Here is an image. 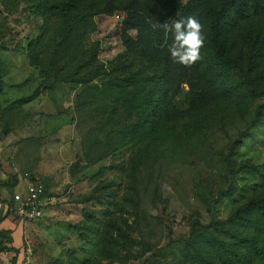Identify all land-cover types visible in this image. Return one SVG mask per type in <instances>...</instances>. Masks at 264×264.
Here are the masks:
<instances>
[{
	"label": "rangeland",
	"instance_id": "374dc122",
	"mask_svg": "<svg viewBox=\"0 0 264 264\" xmlns=\"http://www.w3.org/2000/svg\"><path fill=\"white\" fill-rule=\"evenodd\" d=\"M240 1L239 69L218 0H0V199L43 187L0 209V264H264V0ZM189 16L185 67L153 25Z\"/></svg>",
	"mask_w": 264,
	"mask_h": 264
},
{
	"label": "clouds",
	"instance_id": "9594fccd",
	"mask_svg": "<svg viewBox=\"0 0 264 264\" xmlns=\"http://www.w3.org/2000/svg\"><path fill=\"white\" fill-rule=\"evenodd\" d=\"M153 28L173 33L169 52L177 63L191 67L201 59V49L204 45L203 26L195 17L165 20L153 25Z\"/></svg>",
	"mask_w": 264,
	"mask_h": 264
},
{
	"label": "trees",
	"instance_id": "16d2710c",
	"mask_svg": "<svg viewBox=\"0 0 264 264\" xmlns=\"http://www.w3.org/2000/svg\"><path fill=\"white\" fill-rule=\"evenodd\" d=\"M201 2H203V0H189L187 9L189 11H194ZM236 3L238 4L237 6L241 8L243 4L242 1L236 0ZM227 11H228V6L226 3V0H218L217 7L213 10L211 14L210 23H209L208 39L211 44L212 52L215 58L219 62H222L224 64L233 65L234 67H237L240 69L241 67H240V64L238 63L237 58L229 54L226 50L225 39L228 33V24L226 20L229 17L227 15ZM33 95L34 93L31 95V98H33L32 97ZM0 200H7V198L0 199ZM251 203H253L254 206H257L258 204V202L254 200H252ZM247 206L248 204L245 205L243 209H246Z\"/></svg>",
	"mask_w": 264,
	"mask_h": 264
},
{
	"label": "built area",
	"instance_id": "2783aa9c",
	"mask_svg": "<svg viewBox=\"0 0 264 264\" xmlns=\"http://www.w3.org/2000/svg\"><path fill=\"white\" fill-rule=\"evenodd\" d=\"M116 18H119V15H115ZM43 194V187L38 183H24L23 187L14 192L13 198L14 202L19 203L17 210L13 211L10 203L11 198L7 200H0V209L4 210V213L11 215L12 212L16 214H22L24 211L33 213L39 205L40 198Z\"/></svg>",
	"mask_w": 264,
	"mask_h": 264
}]
</instances>
